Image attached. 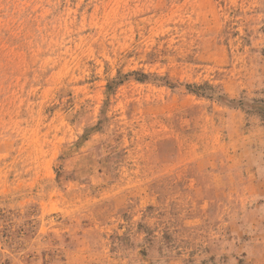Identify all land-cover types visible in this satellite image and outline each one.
Here are the masks:
<instances>
[{
  "label": "rangeland",
  "instance_id": "374dc122",
  "mask_svg": "<svg viewBox=\"0 0 264 264\" xmlns=\"http://www.w3.org/2000/svg\"><path fill=\"white\" fill-rule=\"evenodd\" d=\"M0 264H264V0H0Z\"/></svg>",
  "mask_w": 264,
  "mask_h": 264
}]
</instances>
